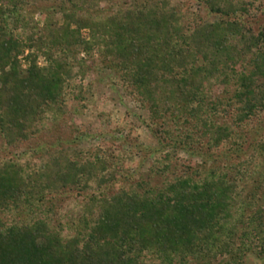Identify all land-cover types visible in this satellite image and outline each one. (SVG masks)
Wrapping results in <instances>:
<instances>
[{"label":"trees","instance_id":"trees-1","mask_svg":"<svg viewBox=\"0 0 264 264\" xmlns=\"http://www.w3.org/2000/svg\"><path fill=\"white\" fill-rule=\"evenodd\" d=\"M191 1L206 16L177 0H0V264L264 260V204L240 188L264 177V130L252 136L264 118V2ZM95 51L157 142L122 140L156 157L139 180L118 145L39 141L48 114L63 133L70 80L93 72L81 55ZM249 150L240 176L223 167ZM72 194L83 210L66 238L64 223L39 214ZM8 214L24 216L9 224Z\"/></svg>","mask_w":264,"mask_h":264},{"label":"rangeland","instance_id":"rangeland-1","mask_svg":"<svg viewBox=\"0 0 264 264\" xmlns=\"http://www.w3.org/2000/svg\"><path fill=\"white\" fill-rule=\"evenodd\" d=\"M177 1L179 7L190 8L193 13L206 16V12L196 2L191 0ZM262 1L264 2V0ZM103 6L106 5L104 4ZM38 19H40V16L36 15V20ZM208 20L211 19L208 18ZM81 59L85 61L86 68L91 66L94 67V70L92 73L83 77L79 74L78 69H76L70 80L67 97L68 114L64 116L66 123L64 121L63 133L59 135L56 125L52 121V116L48 114L47 119L42 125L43 132L39 141L43 142L49 140L51 137L58 138L61 136L66 141H76L81 149H94L102 144L103 140L113 145V147H116L114 145H118L120 148L118 149L126 157V167H131L132 176L135 177L134 179L139 180L138 175L141 173L147 174L156 157L148 158L142 151L131 149L127 145H122V140L127 135L132 134L134 135L132 139L138 140L142 150H145V148H155L157 142L146 126L148 116L139 104L135 103L125 94L118 77L104 67L97 51L91 55L83 53ZM39 64L45 65V62L40 60ZM209 90L211 96L214 98L225 95L223 89L219 87H210ZM102 115L104 117L100 119ZM108 119L112 123L111 127H107L105 124ZM60 125L62 126V123ZM116 127H120L122 131H116ZM76 129L80 133H77ZM263 130L264 118L254 123L252 136L258 135L257 138H259ZM253 150L240 152L236 155H229L230 157L223 164V167L227 166L232 175L237 177L240 174H238L240 169L242 173L245 171L242 170L241 163L252 159L251 156L255 152ZM21 152L23 150L19 151L18 155ZM182 157L187 158L184 154ZM194 161L201 163V160L198 158ZM256 161L258 162L257 164L255 163L257 167H253L252 171H263L261 162ZM35 163L38 165L41 164L38 158L35 159ZM224 170L228 171L226 169ZM158 182H160L159 178L154 179L152 184L155 185ZM129 183L126 182L125 185ZM240 188L242 189V198L244 200L256 198L258 204H264V177H260L257 174L252 179L246 178L245 183ZM82 210L83 199L76 198L75 194H72L62 197L60 203L58 202V208L53 211L54 213L46 211L47 213H40L39 216L41 218H47L53 225H57L59 222L64 223L67 226L64 231V236L69 238L74 236L77 231L76 228ZM23 216V214H8L4 216V219L11 224L15 219L18 220L23 218ZM148 261H152L153 263L154 260L149 256ZM263 262L264 260L259 259L257 256L250 255L247 258L246 264H263Z\"/></svg>","mask_w":264,"mask_h":264}]
</instances>
